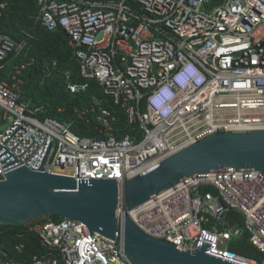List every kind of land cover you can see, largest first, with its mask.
Here are the masks:
<instances>
[{"label":"built area","instance_id":"built-area-1","mask_svg":"<svg viewBox=\"0 0 264 264\" xmlns=\"http://www.w3.org/2000/svg\"><path fill=\"white\" fill-rule=\"evenodd\" d=\"M33 1L36 23L48 32L62 29L74 51L82 82L72 83L67 73L68 89L80 94L94 83L124 112L127 127L119 131L117 116L102 110L99 137L80 138L20 102L22 80L14 76V85L0 83V146L29 170L39 172L53 142L44 174L77 183L128 181L218 131H264V0ZM33 39L0 34V71ZM168 91L172 111L162 116L153 99ZM232 211L243 226L230 222ZM129 215L146 235L180 251L204 243L208 254L234 262L242 258L230 251L231 242L249 234L264 255V175L258 171L187 179ZM77 225L51 217L30 222L48 251L33 264H134L117 241L98 233L91 238ZM0 264L19 263L0 258Z\"/></svg>","mask_w":264,"mask_h":264},{"label":"water","instance_id":"water-1","mask_svg":"<svg viewBox=\"0 0 264 264\" xmlns=\"http://www.w3.org/2000/svg\"><path fill=\"white\" fill-rule=\"evenodd\" d=\"M21 164L0 146V226L23 228L41 217L59 216L83 223L90 231L118 242L134 264H246L214 257L204 244L193 252L149 237L132 221V212L177 184L203 174L261 172L264 175V131H218L166 158L128 181H77L44 174ZM127 212V213H126ZM250 262L243 259L242 261ZM252 262H250L251 264Z\"/></svg>","mask_w":264,"mask_h":264},{"label":"trees","instance_id":"trees-1","mask_svg":"<svg viewBox=\"0 0 264 264\" xmlns=\"http://www.w3.org/2000/svg\"><path fill=\"white\" fill-rule=\"evenodd\" d=\"M6 7L0 14V34L22 42L26 35L35 39L21 55H10L0 71V83L14 85V76L22 80L20 102H26L33 109H39L38 118H52L69 125L71 131L80 138H96L99 126L98 117L102 110H109L117 116L116 128L125 130L127 121L124 112L105 99L102 91L91 83L87 92L72 94L68 89L67 73L72 83H81L74 51L69 48L68 39L62 29L48 32L36 23L38 7L33 0H0ZM26 66L22 69V66ZM20 72V73H18ZM144 106V104H143ZM85 113V114H83ZM211 191L206 189L205 192ZM54 222H61L53 216ZM230 222L243 226L241 215L232 211ZM245 234L240 240L230 244V251L257 264L264 263L261 254ZM23 247L19 250V247ZM40 238L23 228L0 226V258L7 262L33 264L36 257L47 255Z\"/></svg>","mask_w":264,"mask_h":264},{"label":"clouds","instance_id":"clouds-1","mask_svg":"<svg viewBox=\"0 0 264 264\" xmlns=\"http://www.w3.org/2000/svg\"><path fill=\"white\" fill-rule=\"evenodd\" d=\"M193 76H195V72L192 73ZM175 84L177 87H180L181 85L175 81ZM174 100V96L171 95V93L168 91L165 94H160L159 96L155 97L153 99V104L156 109H159L161 111L162 116H167L171 114L172 111V105L171 103Z\"/></svg>","mask_w":264,"mask_h":264},{"label":"rangeland","instance_id":"rangeland-1","mask_svg":"<svg viewBox=\"0 0 264 264\" xmlns=\"http://www.w3.org/2000/svg\"><path fill=\"white\" fill-rule=\"evenodd\" d=\"M0 122H1V125H0V131H4V129H5V124L3 123V112H2L1 109H0Z\"/></svg>","mask_w":264,"mask_h":264},{"label":"bare ground","instance_id":"bare-ground-1","mask_svg":"<svg viewBox=\"0 0 264 264\" xmlns=\"http://www.w3.org/2000/svg\"><path fill=\"white\" fill-rule=\"evenodd\" d=\"M241 262H243V263H246V264H250V262L248 263L247 261H242V260H240ZM252 264V263H251Z\"/></svg>","mask_w":264,"mask_h":264}]
</instances>
